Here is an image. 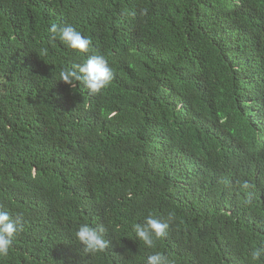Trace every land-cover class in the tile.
Returning a JSON list of instances; mask_svg holds the SVG:
<instances>
[{
  "label": "trees",
  "instance_id": "16d2710c",
  "mask_svg": "<svg viewBox=\"0 0 264 264\" xmlns=\"http://www.w3.org/2000/svg\"><path fill=\"white\" fill-rule=\"evenodd\" d=\"M92 55L107 87L59 81ZM0 211L23 225L0 264H264V0H0Z\"/></svg>",
  "mask_w": 264,
  "mask_h": 264
},
{
  "label": "clouds",
  "instance_id": "9594fccd",
  "mask_svg": "<svg viewBox=\"0 0 264 264\" xmlns=\"http://www.w3.org/2000/svg\"><path fill=\"white\" fill-rule=\"evenodd\" d=\"M50 40H59L67 48L77 52L89 49L91 41L72 25H51ZM60 80L74 86L73 81L83 82L90 93H99L107 87L112 80L113 71L108 60L103 55L89 56L84 63L74 65L71 70L65 69L60 74ZM248 185L245 182L244 187ZM169 216V220H171ZM169 224L149 215L143 222L135 223L133 231L138 240L143 241L148 248L154 247V240L162 238ZM23 231L19 217L13 218L7 212L0 211V256H6L13 245L15 236ZM103 228H93L87 223L80 224L74 233L76 245L83 252L94 254L104 251L109 244L103 236ZM264 249H257L251 253L252 259H259ZM145 264H167L166 257L160 252H154L145 259Z\"/></svg>",
  "mask_w": 264,
  "mask_h": 264
}]
</instances>
